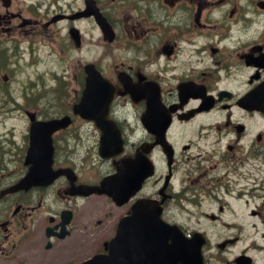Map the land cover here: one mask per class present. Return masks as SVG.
<instances>
[{
  "label": "flooded vegetation",
  "instance_id": "1",
  "mask_svg": "<svg viewBox=\"0 0 264 264\" xmlns=\"http://www.w3.org/2000/svg\"><path fill=\"white\" fill-rule=\"evenodd\" d=\"M0 51L33 67L35 94L66 99L59 114L71 120L51 133L52 168L68 174L47 185L17 186L27 133L0 146V264H82L106 251L141 198L185 234L201 220L256 225L234 218L235 205L264 223V180L235 187L264 169V0H0ZM91 66L102 82H91ZM91 93L120 143L92 172L101 114L72 111ZM144 161L150 173L134 190ZM110 173L116 200L79 193ZM122 253L118 264H138Z\"/></svg>",
  "mask_w": 264,
  "mask_h": 264
},
{
  "label": "rangeland",
  "instance_id": "2",
  "mask_svg": "<svg viewBox=\"0 0 264 264\" xmlns=\"http://www.w3.org/2000/svg\"><path fill=\"white\" fill-rule=\"evenodd\" d=\"M9 73L12 76V80L14 81L4 84V82L1 81L0 78V85L1 90L3 91V96L5 98H2L0 100V137H3L4 134H9V136H13L15 141L20 140L21 136V129L23 128V116L20 113L19 110H17V104L16 102L22 103L24 100L17 95L18 90L20 89V85H22L23 81L26 79L27 76H33V67H23L20 66L17 68L16 65L12 66L11 63L6 61V64L0 69V77L3 74ZM28 85V83H27ZM8 90L11 91V97H8L7 92ZM64 103L67 104L66 99L64 100ZM38 104L42 106L43 108L48 109H56L58 106L56 103L52 100L50 90L47 88L46 93H44L43 98H41L38 101ZM260 176L264 177V169H262L261 172H258ZM264 179H258V181H262ZM243 182V181H241ZM247 185V184H243ZM254 201H250V204H253ZM236 208V206H235ZM236 216L242 215V213H248L247 209H235ZM243 217V216H242ZM252 219L251 217H245ZM255 226H244L242 227V236L237 238V240L227 248H224L223 250H220L216 244L219 240V236L225 235L227 233H230L232 231H238L237 227L230 229L229 227L221 226V225H210L207 224L206 221L200 222V229L209 232L210 238H209V246L210 248L204 252V256L209 264H225L227 261H232L233 257L242 251H245L244 246L248 244L250 241V246L253 245L255 247L260 248V253H253L254 248L247 247L245 252L252 254L253 257L256 260L255 264H264V246H257L255 245L257 242L264 243V239L262 238V234L264 231V225L263 223L256 221ZM254 240V241H253ZM262 240V241H261ZM256 242V243H255ZM233 264V263H230Z\"/></svg>",
  "mask_w": 264,
  "mask_h": 264
},
{
  "label": "water",
  "instance_id": "3",
  "mask_svg": "<svg viewBox=\"0 0 264 264\" xmlns=\"http://www.w3.org/2000/svg\"><path fill=\"white\" fill-rule=\"evenodd\" d=\"M62 120L58 121V123H61ZM56 120H53L50 123L44 124L43 126H36L33 128V132H37L40 129H46L51 130L53 129L57 124ZM172 235L175 236L172 238V241L170 244H167L165 247V256L166 260L170 258L172 259L174 257H180L185 260V264H201V255H200V245L202 243L201 237L192 236L191 238L184 239V237H181L178 233L175 231L172 232ZM142 238V236L140 235ZM146 241H150V235L148 234L145 238ZM153 247L149 248V250H153ZM163 250V249H162ZM108 251L110 252L109 255L105 256L104 258L114 260L116 258L115 252H116V241L113 239L110 242V245L108 247ZM105 264V263H104ZM106 264H116L115 261H112L111 263Z\"/></svg>",
  "mask_w": 264,
  "mask_h": 264
}]
</instances>
